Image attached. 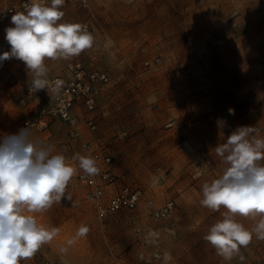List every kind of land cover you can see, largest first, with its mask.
<instances>
[{"label": "rangeland", "instance_id": "rangeland-1", "mask_svg": "<svg viewBox=\"0 0 264 264\" xmlns=\"http://www.w3.org/2000/svg\"><path fill=\"white\" fill-rule=\"evenodd\" d=\"M61 10L59 23L91 25L94 46L80 55L110 75L97 132L120 181L143 196L99 218L77 176L81 139L53 123L55 139L43 143L77 169L66 188L72 200L34 214L59 232L20 264H264V240L255 237L230 261L217 255L204 236L227 210L200 203L202 186L228 166L215 148L242 126L264 137V0H70ZM14 14L0 0V55L11 50L5 29ZM65 61L46 59L48 74L64 72ZM31 81L23 61L0 62V139L50 97L31 91ZM169 200V214L153 212ZM236 219L250 229L260 217ZM81 225L88 233L69 246Z\"/></svg>", "mask_w": 264, "mask_h": 264}, {"label": "clouds", "instance_id": "clouds-1", "mask_svg": "<svg viewBox=\"0 0 264 264\" xmlns=\"http://www.w3.org/2000/svg\"><path fill=\"white\" fill-rule=\"evenodd\" d=\"M63 4L64 0H51L50 6L32 0L26 12L11 17L14 26L5 29L11 50L0 55V62L10 58L23 61L32 73L31 91L58 95L64 82L48 79L45 60H68L94 46V37L86 26L59 23L64 16L60 10ZM228 111L234 114L233 109ZM254 133L253 127H239L226 143L215 148L228 166L219 178L202 186L203 207L227 210L204 236L226 261L238 255L254 237L264 240V165L260 163L264 160V137ZM53 147L33 139L29 127L0 139V264L30 260L59 232L38 224L34 215L62 199L72 200L66 188L77 169L66 163L64 155L52 154ZM78 162L87 176L99 174L94 158L78 156ZM237 216L260 219L249 229L238 222ZM88 231L86 225H81L67 244L72 245ZM67 251V247L60 248L61 253Z\"/></svg>", "mask_w": 264, "mask_h": 264}, {"label": "built area", "instance_id": "built-area-1", "mask_svg": "<svg viewBox=\"0 0 264 264\" xmlns=\"http://www.w3.org/2000/svg\"><path fill=\"white\" fill-rule=\"evenodd\" d=\"M68 1L70 0H64V4ZM76 1L82 6L88 7L92 0ZM31 2L32 0H5L6 11L10 15L26 12ZM40 2L48 6L51 4V0H40ZM81 25L86 26L91 33V25L88 21H84ZM66 69V72L48 74V79L51 81L62 80L63 87L58 95L41 90L50 94L51 101L47 105L38 106L36 117H28L23 120L25 128L49 132L51 122L55 118H61L71 125V136L81 138L82 119L76 109L82 108L84 113L82 118L87 122L89 128L93 131L98 129V95L101 91V84L110 81L109 73L104 69L88 65L79 58L68 59ZM45 139V137H40L39 140L44 142ZM80 148V156L94 158L99 168V174L92 177L87 176L81 169L77 172L78 178L87 186L86 195L93 200L98 217L103 219L122 208L136 207L143 196V190L128 182L120 181L119 174L114 170V155L109 147L97 137H92L81 139ZM149 202L152 203L153 200L150 199ZM172 208L173 201L169 200L164 206L154 209L153 212L156 215H167L172 211Z\"/></svg>", "mask_w": 264, "mask_h": 264}, {"label": "crops", "instance_id": "crops-1", "mask_svg": "<svg viewBox=\"0 0 264 264\" xmlns=\"http://www.w3.org/2000/svg\"><path fill=\"white\" fill-rule=\"evenodd\" d=\"M93 1V0H92ZM92 1H91V3H92ZM83 23V22H82ZM81 23V24H82ZM72 58H79V59H82L85 63H87L86 62V60H85V58H84V56H82V55H79V56H75V57H72ZM67 61V60H66ZM66 61H65V64L62 66L63 68H64V72H66L67 71V69H66ZM88 64V63H87ZM88 65H91V66H93V67H98V68H101V69H104V68H102L100 65H98V66H96L95 64H93V63H90V64H88ZM105 70V69H104ZM109 83V82H108ZM108 83H102L101 84V91H100V93H99V95H98V101H99V109H98V119H99V124H100V121H101V119H102V117H103V113H102V108H101V101H100V95H101V92H102V90L104 89V87L108 84ZM50 101H51V98L49 97V98H46L45 99V101L43 100V104H45V105H47V104H49L50 103ZM76 112L81 116V124H80V129H81V138H79V139H89V138H92V137H97L99 140H101V138H100V136L98 135V129L96 130V131H93V130H91L90 128H89V126H88V124H87V122L84 120V118H82V116H84V113H83V111H82V108H77L76 109ZM37 114H38V107L35 109V110H33L32 112H30V113H28V114H26L25 116H24V118L22 119V124H23V120L25 119V118H28V117H32V118H34V117H36L37 116ZM53 120V119H52ZM57 122H61V123H63L64 124V126L66 127L65 129H66V132L68 133V135H69V137L71 136V134H70V130H71V125L67 122V121H65V120H63V119H61V118H55L52 122H51V125H50V131L49 132H47V131H45V132H41V131H38V130H36V129H30L31 131H34V134L35 135H37V139H40V137H45L46 139H45V141L47 140V141H52L53 139H55V134H54V130H55V128H54V124L55 123H57ZM54 123V124H53ZM23 126H24V124H23ZM84 127H87V131H85V128ZM25 128V127H24ZM72 137V136H71ZM75 139H78V138H75ZM44 141V142H45ZM102 141V140H101ZM114 170H115V168H114Z\"/></svg>", "mask_w": 264, "mask_h": 264}]
</instances>
